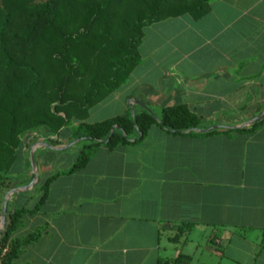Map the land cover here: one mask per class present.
<instances>
[{
  "label": "crops",
  "instance_id": "0c3cea01",
  "mask_svg": "<svg viewBox=\"0 0 264 264\" xmlns=\"http://www.w3.org/2000/svg\"><path fill=\"white\" fill-rule=\"evenodd\" d=\"M140 53L142 63L87 122L144 110L161 121L164 108L186 105L200 127L173 133L157 123L139 142L101 145L72 173L88 144L72 138L79 122L59 145L46 129L30 132L13 183L0 192V226L5 209H34L53 179L12 236L41 232L16 263L172 264L182 254L190 264H264V121L254 132H227L252 127L264 112V0H212L199 20L147 26ZM73 150L75 163L65 167Z\"/></svg>",
  "mask_w": 264,
  "mask_h": 264
},
{
  "label": "trees",
  "instance_id": "16d2710c",
  "mask_svg": "<svg viewBox=\"0 0 264 264\" xmlns=\"http://www.w3.org/2000/svg\"><path fill=\"white\" fill-rule=\"evenodd\" d=\"M211 7L212 0H0V192L13 183L10 171L30 132L46 129L48 142L59 145L65 128L79 122L72 138L88 144L72 173L85 167L101 145L115 149L139 142L157 123L173 133L198 129L201 119L186 105L164 108L161 121L149 110L97 123L87 119L142 63L140 46L147 26L185 15L199 20ZM263 121L227 132H254ZM136 133L139 138L132 140ZM52 179L42 186L34 209L7 212L0 257L5 248L8 252L2 264H17L22 248L40 237L37 232L12 238L22 216L45 202ZM2 203L0 199V216ZM191 260L180 254L172 264Z\"/></svg>",
  "mask_w": 264,
  "mask_h": 264
},
{
  "label": "water",
  "instance_id": "95a60500",
  "mask_svg": "<svg viewBox=\"0 0 264 264\" xmlns=\"http://www.w3.org/2000/svg\"><path fill=\"white\" fill-rule=\"evenodd\" d=\"M132 111H134V110H132ZM264 116V112L263 113H261L260 114V116L257 118V119H255V120H252V121H250L248 124H247V126H253V125H255L262 117ZM31 158H32V164H33V166H36V162H35V158H34V156L32 155L31 156ZM38 180H39V177H38V174H37V178H36V183L38 182ZM6 209L4 210V212H3V216H2V220H1V226H0V236L2 235V233L4 232V230H5V225H6Z\"/></svg>",
  "mask_w": 264,
  "mask_h": 264
},
{
  "label": "rangeland",
  "instance_id": "374dc122",
  "mask_svg": "<svg viewBox=\"0 0 264 264\" xmlns=\"http://www.w3.org/2000/svg\"><path fill=\"white\" fill-rule=\"evenodd\" d=\"M37 1H41V0H37ZM73 126H69V128H72ZM75 130V129H74ZM74 154V155H73ZM72 155V156H71ZM76 156H77V153L73 151H71V154L68 156V159L66 160V165L65 167H71L74 165L75 163V160H76ZM73 159V160H72ZM68 165V166H67ZM63 169H67V168H63Z\"/></svg>",
  "mask_w": 264,
  "mask_h": 264
},
{
  "label": "built area",
  "instance_id": "2783aa9c",
  "mask_svg": "<svg viewBox=\"0 0 264 264\" xmlns=\"http://www.w3.org/2000/svg\"><path fill=\"white\" fill-rule=\"evenodd\" d=\"M2 262V257H0V263Z\"/></svg>",
  "mask_w": 264,
  "mask_h": 264
}]
</instances>
